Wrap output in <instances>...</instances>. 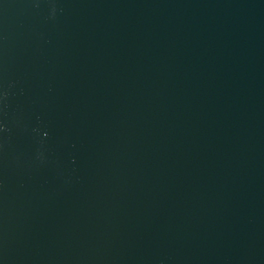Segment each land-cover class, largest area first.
<instances>
[{
  "label": "water",
  "instance_id": "1",
  "mask_svg": "<svg viewBox=\"0 0 264 264\" xmlns=\"http://www.w3.org/2000/svg\"><path fill=\"white\" fill-rule=\"evenodd\" d=\"M0 264H264V0H0Z\"/></svg>",
  "mask_w": 264,
  "mask_h": 264
}]
</instances>
